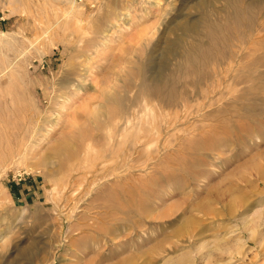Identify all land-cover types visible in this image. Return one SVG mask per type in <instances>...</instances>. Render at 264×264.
I'll return each instance as SVG.
<instances>
[{
	"label": "rangeland",
	"instance_id": "1",
	"mask_svg": "<svg viewBox=\"0 0 264 264\" xmlns=\"http://www.w3.org/2000/svg\"><path fill=\"white\" fill-rule=\"evenodd\" d=\"M0 264H264V0H0Z\"/></svg>",
	"mask_w": 264,
	"mask_h": 264
},
{
	"label": "bare ground",
	"instance_id": "2",
	"mask_svg": "<svg viewBox=\"0 0 264 264\" xmlns=\"http://www.w3.org/2000/svg\"><path fill=\"white\" fill-rule=\"evenodd\" d=\"M217 30V29H216ZM243 50V49H242ZM236 53H237V51H236ZM235 53V54H236ZM239 53H241V52H239ZM238 53V55L236 54L235 56H237V58H238V56L240 57V54ZM234 55H233V57H235ZM236 58V57H235ZM233 63V62H232ZM236 63V62H235ZM230 66V65H229ZM222 68H224V67H222ZM217 69V68H216ZM225 70V69H224ZM231 70V69H230ZM229 71V70H228ZM226 72V71H225ZM221 86V85H220ZM169 91V90H168ZM165 92V91H164ZM77 93H80V92H77ZM163 96V95H162ZM166 100V99H165ZM167 104V103H166ZM178 104V103H177ZM148 105V104H147ZM174 105V104H173ZM150 107V106H149ZM187 108V107H186ZM188 109V108H187ZM129 110V109H128ZM128 110H125V111H123L122 112V116H123V118L125 117V119H127V115H128V113H127V111ZM140 110V109H139ZM148 111V110H147ZM143 112V111H142ZM167 113V112H166ZM173 113V112H172ZM117 114V113H116ZM144 114V113H143ZM150 114V113H149ZM118 115H120V114H118ZM133 115H134V113H133ZM166 115H168V114H166ZM112 116V115H111ZM110 116V117H111ZM150 116V115H149ZM113 117V116H112ZM134 117V116H133ZM139 117V116H138ZM142 117V116H141ZM169 117V116H168ZM170 117H171V115H170ZM118 118V117H117ZM172 118V117H171ZM124 119V120H125ZM169 119V118H168ZM179 119V118H178ZM113 120V119H112ZM119 120V119H118ZM171 120V119H170ZM179 121V120H178ZM128 122V121H127ZM136 122V121H135ZM138 122V121H137ZM108 123V122H107ZM110 123V122H109ZM123 124H124V122H122ZM126 123V122H125ZM132 123V122H131ZM130 123V124H131ZM133 123H134V120H133ZM169 123H171L170 121H169ZM177 122H175V124H176ZM112 124V123H111ZM127 124V123H126ZM139 124V123H138ZM143 124V123H142ZM108 125H110V124H108ZM134 125V124H133ZM145 125V124H144ZM147 125V124H146ZM173 124H171V126H172ZM127 126V125H126ZM139 126V125H138ZM148 127H149V124L147 125ZM163 126V125H162ZM166 126V125H165ZM162 128H165V127H162ZM125 129V128H124ZM151 130V129H150ZM145 131V130H144ZM163 131H165V130H163ZM146 132V131H145ZM149 132V131H148ZM144 133V132H143ZM153 133V132H152ZM155 134H156V131L154 132ZM153 133V134H154ZM153 134H152V136H153ZM151 136V135H150ZM141 137L142 136H140V139H141ZM157 137V136H156ZM160 137V136H159ZM162 138V137H161ZM143 140V139H142ZM162 140V139H161ZM161 140H159V143L161 142ZM77 141V140H76ZM142 142V141H141ZM146 141L144 140V143H145ZM158 143V144H159ZM135 144V143H134ZM137 144H138V142H137ZM141 144V143H140ZM146 144V143H145ZM63 145H64V141H59L57 144L55 143V144H53L52 146H51V149L52 150H54L56 153L57 152H64V149H63ZM141 145H143L144 146V144H141ZM131 146L132 145H130V148H131ZM136 146V145H135ZM134 146V147H135ZM140 146V145H139ZM66 147V146H65ZM70 147V146H69ZM83 147V146H82ZM128 147V146H127ZM134 147H132V148H134ZM71 148V147H70ZM160 148V147H159ZM135 149V148H134ZM141 149V148H140ZM126 150V149H125ZM112 153H114V152H112ZM72 155V154H71ZM151 155V154H150ZM70 156V155H69ZM129 158V157H128ZM153 158V157H152ZM66 161V160H65ZM126 165V164H125ZM83 166V165H82ZM76 170V169H75ZM86 170H88V169H86ZM105 173V172H104ZM98 178V177H97ZM107 194V193H106Z\"/></svg>",
	"mask_w": 264,
	"mask_h": 264
}]
</instances>
